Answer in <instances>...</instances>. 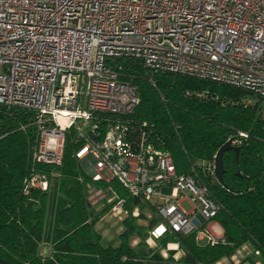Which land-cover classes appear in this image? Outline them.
<instances>
[{
  "label": "built area",
  "instance_id": "1",
  "mask_svg": "<svg viewBox=\"0 0 264 264\" xmlns=\"http://www.w3.org/2000/svg\"><path fill=\"white\" fill-rule=\"evenodd\" d=\"M119 60L139 63L149 82L169 74L243 90L264 111V0H0V106L30 113L20 129L34 135L24 194L51 190L69 142L90 210L147 221L148 245L166 235L227 245L208 187L215 157L177 173L133 120L139 93ZM170 251L178 261L177 243L161 257ZM246 251L215 264H242Z\"/></svg>",
  "mask_w": 264,
  "mask_h": 264
},
{
  "label": "trees",
  "instance_id": "2",
  "mask_svg": "<svg viewBox=\"0 0 264 264\" xmlns=\"http://www.w3.org/2000/svg\"><path fill=\"white\" fill-rule=\"evenodd\" d=\"M126 81L137 86L139 105L133 114L146 122L151 142L170 154L178 174L190 173L201 161L213 160L227 138L238 132L248 135L239 152L223 155V186L210 183L209 193L220 205L214 221L222 228L227 245L199 246L194 235L174 240L170 235L156 247L139 253L130 246L145 245L147 228L135 219L124 220L125 231L118 247H104L94 224V214L85 203L78 167L72 157L73 144L66 143L56 188L50 192H23L30 171L33 129L31 114L0 106V264H215L244 245L258 250L264 264V111L261 102L245 91L209 81L169 74L156 75L152 82L140 64L119 60ZM198 175L202 177L201 171ZM203 178V177H202ZM207 183V180L203 178ZM48 228L49 257L39 248ZM178 244L182 256L174 261L161 250Z\"/></svg>",
  "mask_w": 264,
  "mask_h": 264
},
{
  "label": "rangeland",
  "instance_id": "3",
  "mask_svg": "<svg viewBox=\"0 0 264 264\" xmlns=\"http://www.w3.org/2000/svg\"><path fill=\"white\" fill-rule=\"evenodd\" d=\"M105 176L107 177V175L105 174ZM54 193L53 190H51L50 194L52 195ZM182 208L185 211H189L190 210V206L187 204V202L182 203ZM197 207H199V205L197 204ZM97 208V207H96ZM94 214H97V212H94ZM141 222L143 224L146 223V221H144L143 219H141ZM94 228L98 233H103V235L105 234L106 236H104V244H110V245H117L119 243V241L121 242V238H120V230L122 228L125 229V226L123 223H120L116 218H112V217H105L103 219H99L95 224H94ZM214 231H219L220 227H214L213 228ZM199 246H206L207 245V241L203 240V241H199L197 242ZM140 248H143L141 246H139ZM139 248V249H140ZM137 249V250H139ZM248 252H249V257H246L244 259H241L240 262H242V264H260L262 262V258L255 256L253 254V247L251 245L248 246ZM246 255V253H244Z\"/></svg>",
  "mask_w": 264,
  "mask_h": 264
},
{
  "label": "crops",
  "instance_id": "4",
  "mask_svg": "<svg viewBox=\"0 0 264 264\" xmlns=\"http://www.w3.org/2000/svg\"><path fill=\"white\" fill-rule=\"evenodd\" d=\"M55 188H56V182L52 185L51 190L54 191ZM94 212H97V214H102L101 217L99 218L100 220L108 216V217L116 218L120 223H123V219L122 218L116 217V216L112 215L111 213H108L107 210L103 206H97V208H95ZM136 225L141 226V227H144V228H147L149 226V224H148L147 221H146L145 224H143L141 222V220H136ZM94 230H95V228H94ZM124 231H125V229L122 228L120 230L119 235H121ZM47 234H48V228L46 229V235H45V238H44V242H43V244L39 248V254L43 258L49 257L50 254H51V249H50V246L48 244ZM97 234L101 237V244L104 247H108V246H110V247H118L120 245V243H121L119 241V243L117 245L104 244L103 240L105 238L104 236H106V235L105 234L103 235V233L100 234L98 232H97ZM139 242H140L139 241V238L137 236H135V237L131 238L130 243H129L130 246L132 248H134L139 253H146L149 250H153L156 247L155 244L148 245V244L145 243V245L143 246V248H140L139 246H137ZM137 249H139V250H137ZM246 252H247L246 254H249V252H248V246H247V251ZM178 256L179 257L182 256V253L180 251L178 252Z\"/></svg>",
  "mask_w": 264,
  "mask_h": 264
},
{
  "label": "water",
  "instance_id": "5",
  "mask_svg": "<svg viewBox=\"0 0 264 264\" xmlns=\"http://www.w3.org/2000/svg\"><path fill=\"white\" fill-rule=\"evenodd\" d=\"M227 151H233L236 156L239 152L238 147H232L228 142H226L216 153L215 159H214V176L217 182L223 186V174L225 172L223 167V155Z\"/></svg>",
  "mask_w": 264,
  "mask_h": 264
},
{
  "label": "bare ground",
  "instance_id": "6",
  "mask_svg": "<svg viewBox=\"0 0 264 264\" xmlns=\"http://www.w3.org/2000/svg\"><path fill=\"white\" fill-rule=\"evenodd\" d=\"M173 249H174V247H173Z\"/></svg>",
  "mask_w": 264,
  "mask_h": 264
}]
</instances>
